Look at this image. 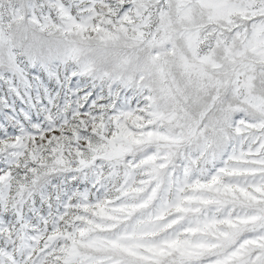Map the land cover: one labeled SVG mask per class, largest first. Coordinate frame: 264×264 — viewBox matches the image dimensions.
<instances>
[{
	"label": "snow or ice",
	"instance_id": "obj_1",
	"mask_svg": "<svg viewBox=\"0 0 264 264\" xmlns=\"http://www.w3.org/2000/svg\"><path fill=\"white\" fill-rule=\"evenodd\" d=\"M0 264H264V0H0Z\"/></svg>",
	"mask_w": 264,
	"mask_h": 264
}]
</instances>
